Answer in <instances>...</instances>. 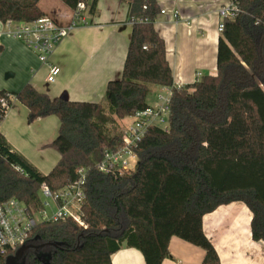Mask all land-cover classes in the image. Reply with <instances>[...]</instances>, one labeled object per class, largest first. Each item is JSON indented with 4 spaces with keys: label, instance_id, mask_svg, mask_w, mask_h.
Masks as SVG:
<instances>
[{
    "label": "trees",
    "instance_id": "1",
    "mask_svg": "<svg viewBox=\"0 0 264 264\" xmlns=\"http://www.w3.org/2000/svg\"><path fill=\"white\" fill-rule=\"evenodd\" d=\"M59 1L70 14L82 4L90 15L98 2ZM119 1L127 5L131 34L121 77L107 83L102 102L50 98L30 85L16 95L29 123L50 116L59 121L47 145L59 155L51 171L41 174L0 138V202L14 199L29 214L41 210L42 185L56 192L84 170L85 228L71 220L39 223L23 264H111L122 246L140 251L145 264H161L173 236L202 248V264H219L202 218L233 202L250 210L252 240L264 243V0H223L239 12L224 21L216 73L183 87L173 85L154 30L156 0ZM41 2L0 0V22L49 17L69 23L47 15ZM151 86L171 91L167 131L149 130L134 149V171L100 172L105 152L122 147L117 121L149 107Z\"/></svg>",
    "mask_w": 264,
    "mask_h": 264
},
{
    "label": "crops",
    "instance_id": "2",
    "mask_svg": "<svg viewBox=\"0 0 264 264\" xmlns=\"http://www.w3.org/2000/svg\"><path fill=\"white\" fill-rule=\"evenodd\" d=\"M156 2L160 13L153 26L164 42L173 85L183 87L202 76L215 75L220 37L216 12L224 1ZM84 21L85 25L70 30L49 58L48 63L60 70L53 84L45 82L47 66L9 36L0 22V92L16 99L21 89L30 85L50 98L102 102L107 83L120 79L122 74L131 34L127 5L119 0H98L95 13L90 15L86 11ZM167 91L168 88L151 86L149 95L157 93L158 99L167 96ZM149 95L147 105H156L149 102ZM126 120L129 124L130 118L118 121ZM58 128L59 121L54 116L29 123L26 108L15 100L1 122L0 133L38 172L47 174L59 159L58 153L47 147L57 136ZM251 219L250 210L241 202L220 206L203 216L202 232L214 248L219 264H264V243L252 240ZM168 254L161 264H202L205 257L202 248L175 236L168 241ZM110 262L145 264L140 251L125 246L110 256Z\"/></svg>",
    "mask_w": 264,
    "mask_h": 264
},
{
    "label": "built area",
    "instance_id": "3",
    "mask_svg": "<svg viewBox=\"0 0 264 264\" xmlns=\"http://www.w3.org/2000/svg\"><path fill=\"white\" fill-rule=\"evenodd\" d=\"M85 12L86 8L82 4L78 5L76 10L66 17L69 20L67 25H60L52 18L42 17L34 22L8 21L4 26L9 36L22 43L36 55L42 65L47 66L45 82L53 84L60 70L48 63L49 58L70 30L76 26L85 25ZM238 12L234 2H223L216 12L219 19L216 30L219 34L223 31L224 21L233 18ZM173 16L176 17V13H173ZM167 92V96L158 98L159 104L130 117L129 124L122 130V147L114 152H105L104 159L98 166L100 172L105 174L116 172L123 175L135 170L137 159L134 149L146 137L149 130L160 128L167 131L170 89ZM15 100L7 93L0 94V125ZM0 138H2L1 133ZM76 174L77 179L74 182L56 192L42 185L40 187L41 210L33 215L27 212L23 204L14 199L0 202V261L25 246L33 229L39 223L71 220L85 228L80 215L84 199V170L78 169Z\"/></svg>",
    "mask_w": 264,
    "mask_h": 264
},
{
    "label": "rangeland",
    "instance_id": "4",
    "mask_svg": "<svg viewBox=\"0 0 264 264\" xmlns=\"http://www.w3.org/2000/svg\"><path fill=\"white\" fill-rule=\"evenodd\" d=\"M41 8L47 12V15L56 18L58 21L64 23L67 20V16L70 15L69 10H67L59 0H42ZM157 94V93H156ZM156 94L151 92L148 100L151 104H159V100L156 98ZM158 97V96H157ZM126 121H118L120 130L124 129L127 125ZM167 123L165 124V126Z\"/></svg>",
    "mask_w": 264,
    "mask_h": 264
},
{
    "label": "water",
    "instance_id": "5",
    "mask_svg": "<svg viewBox=\"0 0 264 264\" xmlns=\"http://www.w3.org/2000/svg\"><path fill=\"white\" fill-rule=\"evenodd\" d=\"M29 246L21 247L13 256L8 257L4 264H23L22 256L25 250H27Z\"/></svg>",
    "mask_w": 264,
    "mask_h": 264
}]
</instances>
